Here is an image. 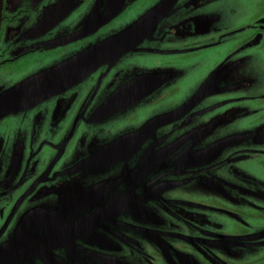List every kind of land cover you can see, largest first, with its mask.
Here are the masks:
<instances>
[{"label":"flooded vegetation","instance_id":"1","mask_svg":"<svg viewBox=\"0 0 264 264\" xmlns=\"http://www.w3.org/2000/svg\"><path fill=\"white\" fill-rule=\"evenodd\" d=\"M77 1L43 0L34 7L27 1H21L15 6L10 0H0V264L6 263L9 255L12 256V264H20V260L24 264H30L32 256L27 254L26 250H15L13 244H6L8 241L5 242L4 235L9 229L12 231V227L34 224L32 221H20L31 210V203L29 205L28 203L32 195L33 198H43L47 185L63 179L72 183L75 177L72 175L71 179H68L70 177L68 173L58 171V174L41 180L34 193L28 192L31 189L28 188L24 196L19 198L18 204H15L17 196L12 194L23 186L27 177L24 175L16 186L12 184V179L18 177L20 165L16 157L19 159L21 153L17 155V152L23 150L25 145L24 142H19L13 146L9 141L12 138L14 140L16 138V141L21 137L26 139L29 134L20 130L19 133H15L16 123L22 124V121L31 119L28 110L52 97L60 99L65 93L72 99H78L74 88L96 72L92 81L78 86L80 97L85 95L86 88L87 91H91L88 104L99 93L103 80L107 78L103 85L104 90L109 91L110 86L114 88V92L110 93L113 97L109 101L110 103L113 99V104H108L111 112L139 103L141 101L139 97L144 93L148 94L151 89L153 91L158 86H163L165 82L169 84L167 88L171 95H166L170 102L177 97V94L174 96L173 92L171 93V89L183 85V76L180 73L183 66L179 67L176 64L173 67H158L157 64L151 69L156 77L158 75L155 78L153 72L138 68L140 59L144 58L149 62L150 57L154 59L169 55L170 60L171 55L179 58L178 56L202 53L195 59L199 60V65L202 62L206 66L209 65V72L200 81L198 92L212 93L211 84L216 83L215 92L221 91L224 97L204 109L187 110L186 112L191 111L187 115V120L237 104L238 107L226 108L223 111L237 119L242 116L243 125L240 133L226 136L232 139L226 146L230 143V146L239 150L233 152V155L231 153L228 158H217L213 168L223 175L229 170L225 164L247 161L252 166L264 170V0H239L238 2L246 1L249 5L244 16L238 15L235 9L238 6L237 2L227 4V10L220 14L219 26L216 24L217 28L214 31L209 30L210 25L203 15L199 14V17L205 20L200 25L201 30L193 28L190 22L194 20L185 16V13L191 10L198 9L199 13L202 12L203 0H199L201 2L199 5H194V0H163V3L158 1L152 10L160 11L159 20L168 18V22L172 24L168 31L161 33V30L156 28L158 20L153 26L155 28L147 30L135 46L120 51V55L114 56L115 58L111 57L101 62L83 79L60 88L33 105L18 110H11L10 106L7 109L2 100L11 90L68 64L103 43L120 37H111L94 46H89L93 42L85 40L86 43L73 45L65 53L64 48L58 44L53 48V43L61 38L60 32L62 27H65L63 24L70 23L69 18L85 1H88L86 6L89 4V0H79L80 4H77ZM234 13L237 19L230 22ZM245 17L247 18L244 19ZM46 19H50L51 22H45ZM131 32L132 30H128L123 34L128 35ZM149 33H153V37L148 36ZM45 39L47 42H44ZM145 39L149 45L141 47L142 41L147 42ZM45 45L50 47L46 49ZM152 45H158L162 50L158 52L154 47L149 48ZM82 46L89 47L80 52ZM37 51L43 53L50 62L59 60L64 54L72 55L44 70L30 71L28 69L31 60L37 56ZM128 66L129 71L125 75L123 69ZM147 73H152V77H147ZM13 74L15 79L12 80ZM210 76L214 78L206 82ZM191 97L186 98L184 94L178 106L186 107L190 106V103L197 105L199 103L196 102L197 99L191 100ZM205 100L202 99L201 102ZM105 105L107 101L102 102L100 110L106 108ZM175 111V109L171 111L169 117L153 118L135 135L124 136L123 140L102 151L101 157L106 159L108 165L111 161L117 162L119 166L135 162L137 168L131 174V185L126 184L125 175L116 174L110 185L108 179H105L88 185L89 187L81 186L83 194L88 188L91 195L90 203L95 207L89 211L93 217L92 225L98 231L97 234L94 232L95 239L70 238L78 233L74 228L66 232L69 236L55 240L56 243H53L55 249L46 246L41 238L40 247L32 249L29 246L32 253L39 255L36 256V264H54L50 258L55 254L62 261L61 264H77L79 256H85L88 259L87 264H264V177L246 174L238 166L230 165L234 173L233 178L229 180L216 177L215 181L220 189L216 191L221 198L216 199L221 203L213 202L204 194L187 191L183 184L196 183L191 178L192 168L205 162L203 160V163L199 164V160L194 157L178 156L175 147H162L166 138L164 124L169 122L171 125L173 122L171 117ZM27 112L30 116L26 115ZM117 112L119 111L115 113ZM246 116L247 121L244 120ZM69 118L66 115L67 121ZM171 129L170 134H182L177 131L181 130V122L177 120L176 127L171 125ZM58 131L59 127L55 129V133L59 134ZM60 134L64 135L65 131L61 130ZM182 144L187 145L179 143ZM222 144L223 142H220V145ZM226 146H222V149L227 148ZM11 156L14 158L9 160ZM181 167L183 170L179 172ZM206 170L210 172L208 167ZM71 185L67 195L73 196L75 200L80 186ZM99 187H105L103 203L98 201L99 196L96 195V188ZM62 191L57 195L62 194ZM75 205L79 207V203ZM76 211H79V208H75ZM77 215L86 216L80 213ZM110 216L114 222L109 221ZM97 218L104 222V227L101 223L98 224ZM164 219H167V222L164 223ZM134 229H144L148 232ZM101 232L104 234L103 240L100 238ZM90 240L94 243L97 241L100 248H103L96 254L88 253L84 250L85 242Z\"/></svg>","mask_w":264,"mask_h":264},{"label":"rangeland","instance_id":"2","mask_svg":"<svg viewBox=\"0 0 264 264\" xmlns=\"http://www.w3.org/2000/svg\"><path fill=\"white\" fill-rule=\"evenodd\" d=\"M10 1L15 6L21 1H27L35 7L43 0ZM158 1H160L159 3L164 2L163 0H125L121 11L111 20L98 27L99 17L93 15L98 1L89 0L87 6L86 4L88 1H85V3L75 11V14L73 13L69 18L70 23L63 24L65 27H62L63 29L60 32L61 38L58 41H55L52 47L55 48V45L58 44V46L64 48L63 52L65 53L67 49L71 48L73 45L86 43L85 40L93 42L89 46H94L101 41L107 40L111 37L113 38L114 36H119L130 30L132 25L149 13ZM238 1L239 0H203L202 12L199 13L198 9L195 11L191 10L186 12L185 16L194 20L193 22H190L193 28L197 27L201 30L200 25H202L205 20L200 18L199 14L203 15L210 25L209 30L214 31L217 28L216 24L219 26L220 21L218 18L220 17V14L223 10H227V4L237 2L238 6L235 9L238 12V15L243 14L242 16H244L247 14L246 8L249 7L248 2L244 1L242 3ZM105 3L106 0L103 1V4L101 3L100 12L103 11ZM200 3L199 0L193 1L194 5H199ZM77 4H80L79 0L77 1ZM246 18L247 17L244 19ZM236 19L234 13L230 22H234ZM89 20H91L94 27H97L96 30L91 31L90 33H81V28L84 27V23L89 22ZM157 23L156 28L161 30V33L166 30L168 31L172 25L168 22V18H162ZM154 28L155 27H153L152 30ZM152 34L153 33H149L148 36L151 35L153 37ZM55 38L56 37H54V39ZM45 41L46 39L44 42ZM145 41L147 42H141V47L149 45L148 40L145 39ZM89 46H82L80 52H83ZM49 47L50 46L45 45L46 49ZM152 47L158 52L162 50L158 45L149 46V48ZM201 54L202 53L189 56L185 55V57L178 56L179 58L171 55L170 60L169 55L162 57L158 56L154 59L153 57H150L151 60L149 62L144 58L140 59L141 62L138 63V68L148 70L147 72H153V77L155 78H157L158 75L156 77L155 72L151 71V69L156 67L157 64L158 67H173V65L176 64L179 65V67L183 66L180 73H182V79L184 82L182 83L183 85L177 89L175 86L171 89V93L173 92L174 96L177 94V97L173 101L171 100L169 102L168 95H166L171 94L168 92L169 89L167 88L169 87V84L165 82L163 86H158L157 89L153 91L151 89L148 91V94L144 93L142 97H139L141 98L139 103L132 106L130 105L129 107L119 108L116 110L119 111L117 113H115L116 111L111 112L109 105L113 104V99L110 102L111 104L109 101L110 98L113 97L110 93L114 92V88L113 86H110L109 91L104 90L105 86L103 85L107 81V78L103 80L99 93L88 104L91 91H87L86 88L85 95L80 97L78 86H83V84L92 81L94 79L93 75H95L96 72L84 79L82 83H79L78 86L74 88L77 92L76 97L78 99H72L65 93L62 94L61 92L59 94H62L60 99L52 97L29 109L28 111L31 115V119L25 121L16 119V121H22V124L16 123L14 128L15 133H19L20 130L22 132L27 131L29 134L26 139L21 137L16 141V138L15 140L12 138L9 141V144L13 146L18 145L19 142H24L23 145H25L23 146V150L17 152V155L21 153L19 159L16 157V161H19L18 164L20 165L18 167V177L12 179V184L16 186L24 175L27 177L25 183L22 184L23 186L12 194L17 196V199L14 198L16 199L15 204H18L19 198L24 196L23 194L28 188H31L28 192L34 193L36 191L35 188L38 186L37 184H39L41 180L47 176L58 174V171L68 173L70 175L68 179H71L72 175H75V177H73L72 183L67 180L64 181L63 179L52 185H47L45 187L46 192L44 193L43 198H33L32 195L28 203V205L31 203V210L25 214L23 216L24 219L22 218L20 221H32L34 224L23 225V227L19 228L12 227V231L9 229L5 234L6 236L4 235L3 237L5 242L8 241L6 244H13L12 246L15 250H26L27 254L32 256L30 264H36L35 259L37 258L36 256L39 255L32 253L29 246L32 247V249L40 247L42 243L41 238L45 241L46 246L55 249L56 247L53 246V243H56L55 240L64 239L66 236H69L66 232H70L74 228L78 230V233L72 235L70 238H74L75 240H81L82 237L95 239L94 232L96 231L97 234L98 231L92 225L93 217L89 213L90 209L93 210L95 207L90 203L89 197L91 195L88 188L86 189L85 194H83L81 192L83 190L82 187L94 185L105 179H108V184L110 185L116 174L125 175L127 177L126 184L130 186L131 174L137 168L135 162H129V165L126 163L124 166H119L117 162L111 161V164L108 165L106 159L104 160L103 157H101L102 151L123 140L124 136L130 134L135 135L142 127L147 125L148 121L153 120V118L159 119L169 117L171 111L174 109L176 111L171 117V120L173 121L171 125L176 127V121L179 120L181 122V130L177 131L182 134H170L172 130L171 125L169 122H166L163 128L166 138L164 137L165 140L162 147H175L178 156L183 155L194 157L199 160V164H202L203 160L205 162L203 165L192 168L194 174L191 173V178L196 182V185L193 183L183 184V187L187 191L196 194H204L207 198L212 199L213 202H220L217 200L221 198L216 191V189L220 190L215 182L216 177L219 179L231 180L234 173L232 172V167H230V165L238 166V168L242 169L246 174H256L257 176L264 177V170H261L260 167L258 169L256 166H252L247 163V161L225 164L226 167H229V170L223 175L213 168L217 158H228L231 153L233 155V152L239 150L230 146V143L226 146L227 142L232 141L231 138H227L226 136H233L235 133H240L241 126L243 125L242 116L237 119L233 115L223 111L226 108H236L238 107L237 104L218 108L215 111L207 112L187 120V115L191 113V111H189L190 113L186 112L187 110L194 111L204 109L208 105L218 102L224 97L222 96L223 94L221 91L215 92L217 87L216 83L211 84L213 87L212 93L199 94V89H197V87L201 83L200 81L209 72V65L206 66L203 62L199 65V60L195 59L200 57ZM36 55L37 56L33 57L31 60V65L28 69L30 71L36 69L44 70L55 65V63H58L60 60L67 58L69 55H72V53H68L67 55L64 54L59 60H54V62L46 60L43 53L38 52ZM207 62L208 59L206 60V64ZM129 67L130 66L123 69L125 75L128 74ZM99 70L100 69H98V71ZM146 76L152 77V73H147ZM211 76L207 77L206 82L214 78ZM11 79H15L14 74ZM184 94L186 98L191 97L190 95H192L191 100L197 99L196 102H199V105H196L195 103L191 105L190 103V106H178L180 103L179 101L183 99ZM202 99L206 100L202 103ZM103 101H107V105H105L106 108L100 110ZM98 110H100L101 114ZM26 115L30 116L28 112ZM66 115L70 117L68 121ZM59 117L61 118L59 119ZM247 119V116L244 117V120L247 121ZM57 127H59V134L55 133ZM61 130L65 131L64 135H61L62 133L60 134ZM54 133L55 136L53 135ZM73 133L74 136H72ZM223 137H225V139H222ZM220 142H223V144L220 145ZM179 143H187V145L183 146V144L179 145ZM222 146H226L227 148L222 149ZM219 154H222V156H219ZM12 157L14 158V156H11L9 160H11ZM24 165H27V167ZM207 167L210 169V172L206 170ZM181 170H183L182 167L179 172ZM65 177L67 178V175ZM71 184L80 186L79 194H77L75 200L73 196L67 195L68 188L72 186ZM58 186L60 187L58 188ZM104 189L105 187L96 188V195L99 196L98 201L101 203H103V196H105ZM61 190H63V193L65 192L64 195H62L63 193L57 195ZM14 199L11 200L13 201ZM160 202H162V200H160ZM75 203H79V207H75ZM75 208H79V211L75 212ZM77 213L85 214L86 216L80 217ZM108 218L110 222H114L112 216ZM163 222H167V219H164ZM99 223L104 227V222L102 220H99L98 224ZM98 224L97 226H99ZM134 230L148 232L144 229ZM156 230L158 229H154V231ZM100 238L102 240L104 238L102 232ZM71 243L73 244V242ZM85 243L84 250L88 253L96 254L101 248H103H100V244L97 241L94 243V241L90 240ZM50 260H52L54 264H61L62 262L56 254L54 257L50 258ZM6 261L7 262L4 264H12V256L9 255V259H6ZM19 262L20 264H24L21 260ZM87 263L88 259L85 256H79L77 264Z\"/></svg>","mask_w":264,"mask_h":264},{"label":"water","instance_id":"3","mask_svg":"<svg viewBox=\"0 0 264 264\" xmlns=\"http://www.w3.org/2000/svg\"><path fill=\"white\" fill-rule=\"evenodd\" d=\"M97 1V7L93 12L94 16L99 17L97 27L116 16L121 11L125 2V0H106L104 9L100 12V5L101 3L103 4L104 0ZM160 15L159 10H151L137 24L132 26L130 29L132 32L130 34H121L119 35L120 37L91 49L68 64L35 77L25 84L16 87L3 98V104L7 109L9 106L11 110L22 109L44 100L64 86L83 79L101 62L114 56L117 57L120 55V51L135 46L144 36L145 32L153 28L155 22L159 20ZM44 21L51 22L50 19ZM97 27H94L91 20H89V22L84 23V27L81 28V33H90L96 30Z\"/></svg>","mask_w":264,"mask_h":264}]
</instances>
